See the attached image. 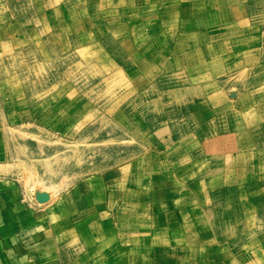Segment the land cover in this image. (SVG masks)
<instances>
[{
	"label": "rangeland",
	"instance_id": "374dc122",
	"mask_svg": "<svg viewBox=\"0 0 264 264\" xmlns=\"http://www.w3.org/2000/svg\"><path fill=\"white\" fill-rule=\"evenodd\" d=\"M0 264H264V0H0Z\"/></svg>",
	"mask_w": 264,
	"mask_h": 264
},
{
	"label": "crops",
	"instance_id": "0c3cea01",
	"mask_svg": "<svg viewBox=\"0 0 264 264\" xmlns=\"http://www.w3.org/2000/svg\"><path fill=\"white\" fill-rule=\"evenodd\" d=\"M260 111V110H259ZM238 133H240V132H238ZM238 133H235L236 134V137H235V140H236V138H237V136H238ZM235 136V135H234ZM229 139H230V137H229ZM235 140H234V142H235ZM236 142L239 144V143H242V141L240 140V138L238 139V141L236 140Z\"/></svg>",
	"mask_w": 264,
	"mask_h": 264
}]
</instances>
